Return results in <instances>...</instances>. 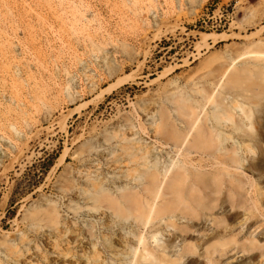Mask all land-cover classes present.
Instances as JSON below:
<instances>
[{"label": "rangeland", "instance_id": "1", "mask_svg": "<svg viewBox=\"0 0 264 264\" xmlns=\"http://www.w3.org/2000/svg\"><path fill=\"white\" fill-rule=\"evenodd\" d=\"M263 65L264 0H0V264H135L138 233L159 254L169 243L177 264H209L199 251L212 220L264 246V98L232 88L258 93ZM221 99L250 113L252 153L238 172L251 210L217 194L212 211H189V238L139 225L144 199L114 197L140 167L119 159L157 146L160 109L180 126L176 105L204 119ZM184 239L200 246L188 263ZM224 254L213 258L264 264L256 251Z\"/></svg>", "mask_w": 264, "mask_h": 264}, {"label": "bare ground", "instance_id": "2", "mask_svg": "<svg viewBox=\"0 0 264 264\" xmlns=\"http://www.w3.org/2000/svg\"><path fill=\"white\" fill-rule=\"evenodd\" d=\"M261 67L262 70L257 75L264 77V65ZM243 71H247V74L251 73L249 69ZM232 88L238 89L241 97L249 102L264 98V81L258 93L249 88L239 87L236 82ZM205 99L209 98L205 97ZM174 109L180 120V126L173 123L170 111L160 109L155 121V133L157 136L160 135L159 139L155 137L157 146L140 155L127 154L123 159H119L120 162L135 163L140 167V172L129 182L117 186L116 191L119 196L114 198L118 201L124 200L123 203H132L137 196L143 198V202L136 203L142 213L141 219L137 221L139 225L146 227L150 223L152 228L165 222L167 228H173L175 231L177 226H180V231L189 238L192 220L189 211L193 210L194 205H202L204 210L212 211L211 195L226 196L231 210L241 209L245 212L251 210L250 203L244 195V187L247 183L238 172L240 169L242 171L244 155L252 153L248 134L251 126L247 123L250 113L240 106L225 107L224 99L217 100L213 112L204 119H199L198 105L181 104L176 105ZM233 115H237L239 120L234 121ZM237 132L243 134L236 136ZM159 146L162 152L157 151ZM171 153L177 155L164 167L163 154L169 156ZM192 156L201 158L195 161V157ZM126 172L122 176L128 179L129 175L126 176ZM132 180L139 182V185L131 187ZM140 186L141 188H138ZM127 190L131 193L125 194ZM104 192L107 191L102 190L98 194ZM110 203L118 205L113 200H110ZM177 221L179 225L174 224ZM223 222L224 225H220ZM212 226L215 228L212 233L216 231L215 234L203 240L199 251V253L203 251L201 256L207 259L209 264H219V260L213 258L214 255L224 256L227 250H237L243 254L256 251L260 258L264 256V246L250 237L240 242L227 231L230 227L225 221L212 220ZM154 232H156L155 228ZM130 243L137 247L134 249L135 264L180 262L179 259L172 261L165 255V251L171 248L169 243L164 244V247L159 246L162 250L161 254L151 249L139 233L133 235ZM138 247L142 248L140 253ZM198 247L200 246L191 245L187 239H184L179 257H187L188 263V259L195 256Z\"/></svg>", "mask_w": 264, "mask_h": 264}]
</instances>
